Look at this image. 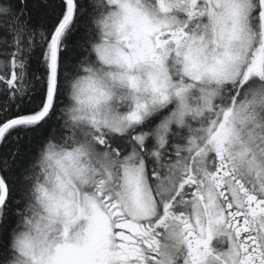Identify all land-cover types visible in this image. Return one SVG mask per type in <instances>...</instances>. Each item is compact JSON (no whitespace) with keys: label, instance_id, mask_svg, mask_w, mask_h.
Segmentation results:
<instances>
[{"label":"snow or ice","instance_id":"1","mask_svg":"<svg viewBox=\"0 0 264 264\" xmlns=\"http://www.w3.org/2000/svg\"><path fill=\"white\" fill-rule=\"evenodd\" d=\"M0 264H264V0H0Z\"/></svg>","mask_w":264,"mask_h":264}]
</instances>
